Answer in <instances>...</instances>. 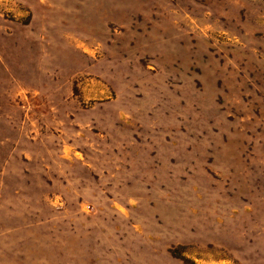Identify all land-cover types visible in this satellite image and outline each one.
<instances>
[{
	"label": "rangeland",
	"instance_id": "1",
	"mask_svg": "<svg viewBox=\"0 0 264 264\" xmlns=\"http://www.w3.org/2000/svg\"><path fill=\"white\" fill-rule=\"evenodd\" d=\"M0 264H264V0H0Z\"/></svg>",
	"mask_w": 264,
	"mask_h": 264
}]
</instances>
